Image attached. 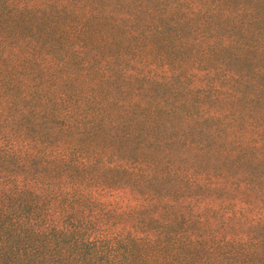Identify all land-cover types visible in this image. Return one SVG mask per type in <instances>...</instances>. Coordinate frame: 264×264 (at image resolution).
I'll use <instances>...</instances> for the list:
<instances>
[{
	"label": "trees",
	"instance_id": "16d2710c",
	"mask_svg": "<svg viewBox=\"0 0 264 264\" xmlns=\"http://www.w3.org/2000/svg\"><path fill=\"white\" fill-rule=\"evenodd\" d=\"M55 1L0 0V264H264V111L241 118L198 107L206 114L196 115L182 99L116 82L111 57L92 70L102 57H79L85 41L55 51L46 34L73 30L58 29ZM186 4L187 20L218 8ZM78 13V34L96 21L93 33L108 47L113 38L99 31L106 23L117 30L122 18L131 41L143 33L130 12L105 17L78 3ZM261 19L252 14L243 28ZM176 25L143 24L179 39ZM221 44L264 53V37L255 46ZM259 100L261 93L249 97ZM215 154L245 168L199 171L190 159Z\"/></svg>",
	"mask_w": 264,
	"mask_h": 264
},
{
	"label": "rangeland",
	"instance_id": "374dc122",
	"mask_svg": "<svg viewBox=\"0 0 264 264\" xmlns=\"http://www.w3.org/2000/svg\"><path fill=\"white\" fill-rule=\"evenodd\" d=\"M143 1L148 6L139 8L133 0H56L51 12L56 15L58 29L71 25L73 30L61 34L51 30L46 38L52 40L55 51L68 47L72 52L85 41L86 50L79 57L85 59L95 54L102 57V60L98 57L92 61V70L98 69L104 59L111 57L113 62L108 68L114 73L116 82L124 83L132 90L139 88L143 93L146 91V94H151L153 98H162L165 102L182 99L188 104L187 107L196 108V115L206 114L198 107L220 114L233 113L241 118L248 111L256 114L264 111V89L261 91L258 87L264 85V53L252 51L247 55H240L237 47L230 51L221 46L227 38L246 41L253 46L259 44L264 37V19L254 23L249 30L243 28L242 22L252 14H264V0H197L206 9L217 4V11L209 13L206 10L188 20L181 16L182 9L190 0H184L183 3L178 2L179 0ZM78 3L85 8H95V11L105 17L119 19L126 12L133 13L137 18L134 28L142 30L143 33L139 39L131 41L122 31L127 22L120 18L117 30L110 29L108 23L99 27L105 38H113L111 47L103 44L100 37L94 35V29H98L96 21H91V32L82 31L78 34V26L85 19V16L78 13ZM61 4L64 8L59 11ZM152 7L155 8L153 15L148 12ZM238 10L242 11V16L235 17L232 13ZM169 16L174 18L169 20ZM174 19L179 39L172 34L156 35L152 26H143L149 21L152 25L168 27ZM211 38L214 42L208 45ZM77 64L78 54L74 63L70 64L73 71L78 70ZM118 67H122L124 72L116 71ZM258 68L263 71H258ZM129 71L137 74L126 77ZM92 77L96 81L99 79L96 74ZM74 83L78 87V80L68 82L65 87L71 90L76 87ZM259 93L261 100L256 104L250 103V95ZM253 130L256 131V127ZM215 143L222 144L221 147L227 145L223 141ZM131 152V155H136L140 151L134 149ZM190 159H196L199 171L221 172L245 168L240 163H230L223 155L218 154L191 155ZM260 198L264 199V196Z\"/></svg>",
	"mask_w": 264,
	"mask_h": 264
}]
</instances>
